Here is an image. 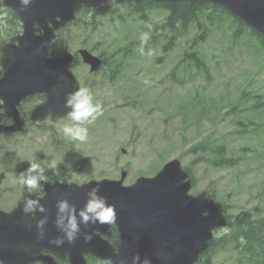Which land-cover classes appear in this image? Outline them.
Returning a JSON list of instances; mask_svg holds the SVG:
<instances>
[{
  "label": "rangeland",
  "instance_id": "374dc122",
  "mask_svg": "<svg viewBox=\"0 0 264 264\" xmlns=\"http://www.w3.org/2000/svg\"><path fill=\"white\" fill-rule=\"evenodd\" d=\"M116 8L125 12L130 7L120 5ZM7 14L0 13V38L15 35L20 29L19 25H10L12 28L3 33L9 24ZM144 16L146 22L142 27L158 26L165 21L167 12L150 7ZM81 17L87 19L90 15L86 13ZM134 18L121 23L111 15L96 17V29L87 31L73 26L60 36L59 44L74 53L85 42L96 54L104 52L106 55L125 46L137 35L141 45V37L146 32L140 31L138 16ZM197 28L195 23L184 30L167 54L161 52V44L145 50L144 54L134 47L120 73L119 89L107 82L109 72L92 76L91 79L104 80L98 93L104 99V115L98 124L88 126L89 138L84 143L87 144L88 165L85 174L77 177L119 178L120 170L125 169L128 175L124 183L129 184L138 176L155 174L166 161L180 155L182 165L187 167L200 156L186 150L206 138L226 143L239 162L234 166L213 167L205 158L195 161L191 192L195 194L207 187L213 189L215 198L227 204L226 213L230 216L254 206H259L264 216V105L255 107L254 100L256 93L264 92V69L258 66L262 57L253 55L243 44H228L221 29L213 27L206 40L196 46L209 75L198 72L192 64L176 66ZM158 58L162 60L158 62ZM72 69L81 80L87 78V69L78 57ZM173 69L175 74L171 78ZM242 90L251 92L249 99L242 100L246 98ZM238 102L235 111H230L229 104L231 107ZM219 109L221 113L218 114ZM110 116L115 119L113 125ZM239 118L244 123L252 120L254 124L247 125L245 132L236 133ZM36 131L32 128L25 135L1 137L0 169L7 164L10 155H14L30 157L50 173H55V168L59 171V165H63L60 161H43L29 146L20 151L18 142L26 138H48L44 133L37 135ZM106 138H110V144L105 145ZM243 146L247 149L241 152ZM121 147L125 148V153L120 152ZM47 164L55 166L48 168ZM18 181L14 175L6 177L0 207H10L16 202ZM215 235L218 238L227 236V230H219ZM222 246L203 256L202 262L240 264L235 251Z\"/></svg>",
  "mask_w": 264,
  "mask_h": 264
},
{
  "label": "water",
  "instance_id": "95a60500",
  "mask_svg": "<svg viewBox=\"0 0 264 264\" xmlns=\"http://www.w3.org/2000/svg\"><path fill=\"white\" fill-rule=\"evenodd\" d=\"M106 0H29L22 4L20 0H4L7 7H11L14 14L23 23V34L12 39L1 47L0 65L4 75L0 78V97L5 115L13 116L12 126L0 124V131L18 130L23 125V119L17 110L20 100L35 92L44 91L47 94L45 103L36 110H49V84L51 79L62 77L61 92L66 93L70 89L76 90L77 84L69 72L72 56L64 54L55 58L47 56L48 47L54 38V30L63 27L73 20V14L81 5L87 7H100ZM154 1H178V0H154ZM185 1H210L220 4L242 18L246 23L253 26L264 34V0H185ZM101 9V8H100ZM103 11V10H102ZM59 18L57 20L56 18ZM49 23L52 26H49ZM36 32H40L36 34ZM17 42L16 44L14 42ZM85 62L90 63L92 69H97L100 62L97 58L82 51ZM31 118L42 119L43 116ZM1 119V117H0ZM22 164H19L16 169ZM122 172L121 180L103 179L98 183L91 181L87 190L94 185L99 186V194L106 197L107 202L115 206L116 218L122 222L124 229L132 226L135 220V207L146 210L147 222L169 224L170 234L159 235L156 239L159 243L148 244L140 253L141 255L154 258L160 256V264H193L199 253L205 250L212 239L211 230L226 223L222 215L223 206L215 203L208 191H204L196 197L187 194L190 188V176L180 168L179 161H169L154 177H140L134 184L123 186L125 176ZM3 173L0 174V181ZM86 190V191H87ZM50 200V198H48ZM168 201V203L166 202ZM45 206V212H39L30 223L23 226L21 203L10 213L0 210V259L7 264H15L16 261L40 260V252L27 253L26 251H13L9 245L20 240L23 246L40 243L42 248H60L49 243L50 239L62 237L54 225L53 204L41 203ZM168 208L170 218L165 209ZM164 209V210H163ZM141 214H137L139 217ZM180 215V231L171 226L177 222ZM165 216V217H163ZM47 217L44 225L43 238H39L36 221ZM140 218V217H139ZM142 220V218H140ZM175 226V225H174ZM32 244V245H33ZM31 245V246H32ZM9 247V248H8ZM9 249V250H8ZM27 262V263H28Z\"/></svg>",
  "mask_w": 264,
  "mask_h": 264
},
{
  "label": "clouds",
  "instance_id": "9594fccd",
  "mask_svg": "<svg viewBox=\"0 0 264 264\" xmlns=\"http://www.w3.org/2000/svg\"><path fill=\"white\" fill-rule=\"evenodd\" d=\"M20 2L27 4L29 0H20ZM149 38L148 33L142 35L141 47L139 48L141 54H144L145 50L143 45L147 44ZM0 55H3V53L0 52ZM3 75V67L0 65V78ZM65 107L70 110V119L73 123L71 125H65L61 129L63 135L70 141L86 142L89 137L88 128L85 125L93 123L98 117L103 115V105L99 102H94V97L90 89L82 87L66 95ZM54 166L53 164H47L48 168ZM44 173L45 168L42 167L41 163L33 161L28 163V166L19 177L18 182L27 192L20 206L21 211L33 217L37 211H46L45 206L40 203V198L45 195L42 191V182H49L48 177ZM99 191V186L89 188L85 194V202L79 209L74 204H70L66 198L57 199L56 215L53 223L63 233V236L50 239L49 243L56 246H61L65 241L69 244L74 243L78 234L81 232V225L87 227L90 224H115V206L109 204L106 197L100 195ZM37 192H39V198H34L32 194ZM46 221L47 217L36 221V228L41 239L43 238ZM84 239L86 241L90 240L91 235L85 234ZM133 259L136 260L138 257L134 256ZM144 264H147V261Z\"/></svg>",
  "mask_w": 264,
  "mask_h": 264
},
{
  "label": "trees",
  "instance_id": "16d2710c",
  "mask_svg": "<svg viewBox=\"0 0 264 264\" xmlns=\"http://www.w3.org/2000/svg\"><path fill=\"white\" fill-rule=\"evenodd\" d=\"M169 10L166 25L168 28H176L180 24V31L186 30L191 24H198V32L192 42L195 46L198 41L204 39L207 34L208 26L201 27V14L205 9H209L207 20L212 27L221 29V33L226 35L232 42H243L248 46L253 43L259 51H264V37L255 33L254 30L246 26L237 17L229 14L226 10L210 3H189L177 2L165 6ZM219 11L218 14L215 12ZM191 53H185L184 57L194 62L198 68H201L200 58L197 50ZM194 153H206L209 160L215 165H230L234 160L227 156L226 146L216 141H202L193 144L189 148ZM210 153L212 159L208 155ZM253 213L249 210L241 211L235 216L230 225L233 227L232 243L233 248L241 253H246L248 261L264 262V240L260 225L262 220H253Z\"/></svg>",
  "mask_w": 264,
  "mask_h": 264
},
{
  "label": "flooded vegetation",
  "instance_id": "af4514ba",
  "mask_svg": "<svg viewBox=\"0 0 264 264\" xmlns=\"http://www.w3.org/2000/svg\"><path fill=\"white\" fill-rule=\"evenodd\" d=\"M22 113L25 114L26 112L22 110ZM27 117V116H26ZM84 163H82V166L80 169L76 170V175L79 176L81 175V169L84 170V167H83ZM57 169L55 168V172L56 173H44L49 180H62V179H68V180H71V174L65 169V168H60L59 171H56ZM80 171V172H79ZM21 188H24L23 186ZM35 195H39V192L37 193H33ZM116 234V232H114ZM102 237H105V236H102ZM112 239V238H111ZM86 261H87V264H106L104 263L102 260L100 259H97L96 257L92 256V255H86ZM56 264H70V262L68 261L67 257H64V258H60V259H56Z\"/></svg>",
  "mask_w": 264,
  "mask_h": 264
}]
</instances>
